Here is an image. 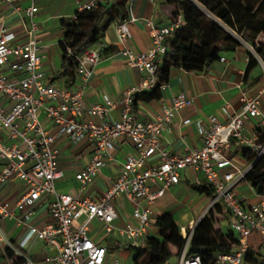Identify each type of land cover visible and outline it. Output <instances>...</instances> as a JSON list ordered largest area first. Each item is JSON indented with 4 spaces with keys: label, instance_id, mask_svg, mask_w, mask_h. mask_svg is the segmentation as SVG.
I'll use <instances>...</instances> for the list:
<instances>
[{
    "label": "built area",
    "instance_id": "obj_1",
    "mask_svg": "<svg viewBox=\"0 0 264 264\" xmlns=\"http://www.w3.org/2000/svg\"><path fill=\"white\" fill-rule=\"evenodd\" d=\"M26 1L28 5L24 14L29 20L28 39L17 42L12 31L0 27V161L3 162L0 183L17 178L26 185V191L15 202V210H11L6 202L0 203V219L13 217L16 210L22 211L19 222L27 229L19 246L23 247L31 237H36L53 247L46 257L47 264H105L107 249L89 238V223L99 221L106 233L126 240L131 246L141 245L150 222L149 205L166 189L177 184L187 167H194L213 188L210 206L219 202L224 207L230 216L228 229L238 238L230 251L215 253L213 264H241L249 247L248 238L253 234L264 238V188L257 192V202L250 205H246L234 191L239 182L246 181L245 176L254 161L264 154V138L260 139L257 134L247 135L244 127L245 119L262 115L258 95L242 90L240 109L224 121L212 115L207 122L197 120L202 145L181 155H171L161 144L159 136L171 122L174 112L189 105L191 99L182 92L177 93L171 105L164 104L163 113L150 120L135 119L131 108L133 95L154 86L158 66L172 54L166 40L182 23L181 16L164 26L148 20L151 47L137 52L124 45L129 37L128 26L139 21L131 14L134 0H128L129 16L116 24L120 52L127 63L143 72L144 76L138 86L124 91L118 103L119 119L105 121V115L116 105L110 98L105 97L102 103L86 104L80 91L55 82L45 83L36 37L38 7L36 0ZM103 1L79 0L78 10L95 8ZM102 56L101 47L94 45L77 57L76 74L81 80L85 81L90 76ZM255 56L264 70V59ZM219 59L225 61L223 57ZM40 113L58 134L66 135L70 141L86 138L94 144L88 163L75 174L82 188L104 166L114 139L127 137L133 143L136 153L127 156L116 179L99 199L79 198L56 191L55 182L62 176L57 166L56 135L43 125ZM260 127L264 129V118ZM232 139L238 146H246L256 153L245 169L236 167L231 157L225 155ZM152 156L157 157L156 162L149 161ZM42 195L52 196L48 205L52 221L37 228L30 225L29 220L33 206ZM121 197L133 206L131 220L119 224L116 222L118 215L114 200ZM82 215H85L84 221L77 223ZM196 224L180 227L186 240L177 254V264H202L199 255L188 254V242ZM6 247L22 257L25 264H34L20 249L14 248L0 224V248L5 252Z\"/></svg>",
    "mask_w": 264,
    "mask_h": 264
},
{
    "label": "crops",
    "instance_id": "obj_2",
    "mask_svg": "<svg viewBox=\"0 0 264 264\" xmlns=\"http://www.w3.org/2000/svg\"><path fill=\"white\" fill-rule=\"evenodd\" d=\"M27 5L26 0H13L10 4L0 0V27L4 26L12 31L17 42H25L28 39L26 30L29 20L24 14ZM36 5V37L39 40L40 70L45 74V83L55 82L71 90L80 91L86 104L102 103L104 98L108 97L116 105L105 115L104 120L119 119L118 103L124 91L138 86L144 76L143 72L129 65L120 52L121 45L116 32V24L120 22H111L101 42L95 45L101 47L103 56L92 69L90 76L83 81L76 74L73 80L67 81L65 76L60 75V41L63 38L61 21L74 19L79 0H36ZM173 13V6L167 0H134L131 4V14L139 18V21L128 26L129 37L124 45L137 52L148 50L151 47V36L147 21H152L158 26L168 25L172 22ZM249 45L243 41L234 51H223L220 57L225 61L217 59L204 71L187 72L179 67L173 68L168 82L161 87V98L151 102L136 101L132 105L131 114L137 120L154 119L163 113L164 104L171 105L177 93L182 92L189 97L191 103L174 112L171 122L159 136L161 144L171 155H181L193 147L202 145L196 121L207 122L211 115L219 121L226 120L240 109L241 92L246 90L250 94L258 95L262 115L245 119V133L259 136L257 129L261 128V120L264 118V70L258 63L248 76L244 77L248 52H252V46ZM39 116L43 125L56 135L57 166L62 171V176L55 182L57 192L97 200L116 179L127 156L136 153L133 143L127 137L114 139L104 166L92 181L82 188L75 179V174L88 163L94 144L86 138L77 142L70 141L66 135L58 134L42 113ZM238 149L239 146L232 139L225 155L231 157L236 167L242 168L247 166L248 162ZM156 160V156L149 159L150 162ZM2 167L3 162L0 161V170ZM185 171L186 173H181L177 184L166 189L161 197L149 205L150 222L145 237L159 234L155 219L165 211L173 214L180 227L188 228L190 223H197L210 208L212 197L200 193L195 188L205 181L202 173L194 167H187ZM25 191V183L17 178L0 183V203L6 202L11 210H15V202ZM234 191L246 205L258 200L257 191L247 181L239 182ZM51 199V195H42L35 203L29 220L30 225L42 228L52 221L48 208ZM132 206L133 204L123 197L114 200L117 223L131 220ZM22 215V211L16 210L13 217H2L0 224L3 231L14 248L20 249L34 264H47L46 257L53 251V247L45 241L31 237L23 247L19 246L27 229L19 222ZM84 219L85 215L80 216L77 223ZM229 219V214L223 209L220 226L224 231L228 229ZM88 227L89 238L107 249L105 264H114L115 261L119 264H134L132 252L124 246L129 244L126 240L106 233L99 221H91ZM248 243L254 250L264 253V238L258 234L251 235ZM11 261L0 248V264H12ZM15 264L25 263L24 260H19Z\"/></svg>",
    "mask_w": 264,
    "mask_h": 264
},
{
    "label": "trees",
    "instance_id": "obj_3",
    "mask_svg": "<svg viewBox=\"0 0 264 264\" xmlns=\"http://www.w3.org/2000/svg\"><path fill=\"white\" fill-rule=\"evenodd\" d=\"M128 0H104L89 10H77L73 20H62L63 38L61 47V72L67 81L76 76L77 57L87 48L101 42L105 30L111 22H122L128 17ZM173 6L172 21L181 16L171 38L166 40L172 54L165 57L158 66L154 86L133 95V104L138 101L151 102L161 98V87L169 80L175 67L187 72H199L209 68L219 59L223 51H234L241 42L249 43L255 54L264 59V41L259 35L264 33V0L254 5L252 0H167ZM253 52H248L244 77L258 65ZM132 104V105H133ZM260 139L264 129L258 128ZM238 151L247 160L253 161L256 153L246 146ZM245 180L259 192L264 188V154L259 156L245 176ZM196 190L213 197V188L205 181ZM224 207L215 202L197 222L188 242V254L200 256L202 264H213L217 252H228L238 242L235 233L223 230L220 215ZM225 210V209H224ZM159 234L147 235L138 246L124 245L132 252L134 264H169L173 248L179 254L185 238L180 226L169 211L155 219ZM5 255L15 264L22 257L10 247ZM241 264H264V253L248 247Z\"/></svg>",
    "mask_w": 264,
    "mask_h": 264
},
{
    "label": "rangeland",
    "instance_id": "obj_4",
    "mask_svg": "<svg viewBox=\"0 0 264 264\" xmlns=\"http://www.w3.org/2000/svg\"><path fill=\"white\" fill-rule=\"evenodd\" d=\"M259 1L260 0H252V3L254 4V5H258V3H259ZM238 39H239V41L240 42H243V40L240 38V37H237ZM259 40H261V41H264V33H261L260 35H259ZM250 46V45H249ZM251 49V48H250ZM252 50V49H251ZM246 167V166H245ZM245 167H242V169H245ZM173 251H175L174 253H173V255L168 259V263L169 264H177L178 263V261H179V257H178V255L176 254V250L173 248Z\"/></svg>",
    "mask_w": 264,
    "mask_h": 264
}]
</instances>
